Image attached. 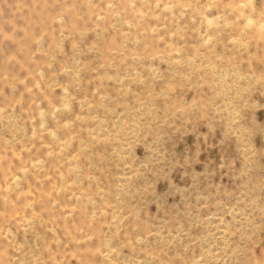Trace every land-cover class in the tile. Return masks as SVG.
Wrapping results in <instances>:
<instances>
[{
    "label": "rangeland",
    "instance_id": "374dc122",
    "mask_svg": "<svg viewBox=\"0 0 264 264\" xmlns=\"http://www.w3.org/2000/svg\"><path fill=\"white\" fill-rule=\"evenodd\" d=\"M0 264H264V0H0Z\"/></svg>",
    "mask_w": 264,
    "mask_h": 264
}]
</instances>
